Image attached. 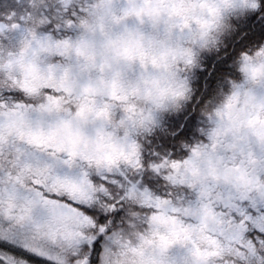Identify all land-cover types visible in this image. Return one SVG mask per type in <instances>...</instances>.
<instances>
[{"label":"snow or ice","instance_id":"6c2138e0","mask_svg":"<svg viewBox=\"0 0 264 264\" xmlns=\"http://www.w3.org/2000/svg\"><path fill=\"white\" fill-rule=\"evenodd\" d=\"M0 264H264V0H0Z\"/></svg>","mask_w":264,"mask_h":264},{"label":"rangeland","instance_id":"374dc122","mask_svg":"<svg viewBox=\"0 0 264 264\" xmlns=\"http://www.w3.org/2000/svg\"><path fill=\"white\" fill-rule=\"evenodd\" d=\"M225 47L229 49L230 54L225 53L224 49L219 52L215 50L201 52L200 67L193 71L192 84L195 94L192 100L185 104L184 109L189 113L188 119L191 120L194 129H198L201 125L202 117L199 115V107L209 101L219 103L222 99L221 89L225 94L230 91V85L226 81L241 78L240 73L233 67V64L234 59L238 58L242 45L239 43L234 45L231 40H228ZM221 62H225L226 65L215 66ZM217 73L220 75H217ZM212 80L213 82H211ZM172 115L175 116L176 114L173 113ZM189 139L193 140L194 137L190 136Z\"/></svg>","mask_w":264,"mask_h":264},{"label":"trees","instance_id":"16d2710c","mask_svg":"<svg viewBox=\"0 0 264 264\" xmlns=\"http://www.w3.org/2000/svg\"><path fill=\"white\" fill-rule=\"evenodd\" d=\"M224 64L226 65V63H225V62H221V63H220V64H218L217 66H219V65H220V66H221V65L223 66ZM217 75H220V74H218V73H217ZM211 82H213V80H212ZM193 127H194V126H193Z\"/></svg>","mask_w":264,"mask_h":264}]
</instances>
